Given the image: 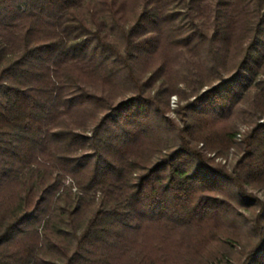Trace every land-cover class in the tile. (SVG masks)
<instances>
[{
	"label": "trees",
	"instance_id": "16d2710c",
	"mask_svg": "<svg viewBox=\"0 0 264 264\" xmlns=\"http://www.w3.org/2000/svg\"><path fill=\"white\" fill-rule=\"evenodd\" d=\"M0 264H264V0H0Z\"/></svg>",
	"mask_w": 264,
	"mask_h": 264
},
{
	"label": "rangeland",
	"instance_id": "374dc122",
	"mask_svg": "<svg viewBox=\"0 0 264 264\" xmlns=\"http://www.w3.org/2000/svg\"><path fill=\"white\" fill-rule=\"evenodd\" d=\"M177 103H178V97L177 96H172L171 100H170V107H171L172 110H174L177 107ZM169 116L171 118H175V114L172 113V112L169 113ZM232 158H233V156H232V154H230L229 159H232Z\"/></svg>",
	"mask_w": 264,
	"mask_h": 264
}]
</instances>
